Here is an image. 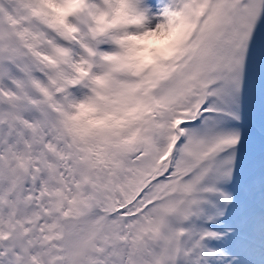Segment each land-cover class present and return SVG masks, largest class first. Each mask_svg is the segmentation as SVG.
I'll return each mask as SVG.
<instances>
[{
	"label": "snow or ice",
	"instance_id": "1",
	"mask_svg": "<svg viewBox=\"0 0 264 264\" xmlns=\"http://www.w3.org/2000/svg\"><path fill=\"white\" fill-rule=\"evenodd\" d=\"M0 264H264V0H0Z\"/></svg>",
	"mask_w": 264,
	"mask_h": 264
}]
</instances>
